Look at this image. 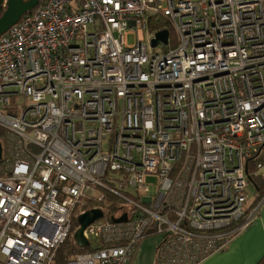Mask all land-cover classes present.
<instances>
[{"label": "built area", "instance_id": "1", "mask_svg": "<svg viewBox=\"0 0 264 264\" xmlns=\"http://www.w3.org/2000/svg\"><path fill=\"white\" fill-rule=\"evenodd\" d=\"M0 130V264H53L79 206L104 215L70 264L151 236L199 264L264 202V0H39L0 36Z\"/></svg>", "mask_w": 264, "mask_h": 264}, {"label": "crops", "instance_id": "2", "mask_svg": "<svg viewBox=\"0 0 264 264\" xmlns=\"http://www.w3.org/2000/svg\"><path fill=\"white\" fill-rule=\"evenodd\" d=\"M0 134H2L1 130ZM159 240L158 236L147 238L131 264H153ZM263 258L264 202L256 220L236 236L224 251L208 257L199 264H258Z\"/></svg>", "mask_w": 264, "mask_h": 264}, {"label": "water", "instance_id": "3", "mask_svg": "<svg viewBox=\"0 0 264 264\" xmlns=\"http://www.w3.org/2000/svg\"><path fill=\"white\" fill-rule=\"evenodd\" d=\"M39 4V0H7L6 10L0 17V36L6 33L13 25L17 24L21 18L31 13ZM170 33L168 30H162L156 34L152 40V46L156 47L159 43L167 45ZM2 144L0 142V161L2 158ZM101 209H91L78 217V229L75 231L73 238L76 245L80 248L89 247L90 242L85 238V229L95 221L103 217ZM127 216L124 215L119 219L113 218L116 223L126 222Z\"/></svg>", "mask_w": 264, "mask_h": 264}, {"label": "rangeland", "instance_id": "4", "mask_svg": "<svg viewBox=\"0 0 264 264\" xmlns=\"http://www.w3.org/2000/svg\"><path fill=\"white\" fill-rule=\"evenodd\" d=\"M146 39H148V34L146 35ZM127 41L129 45H133L136 41V37L132 34L128 35L127 37ZM173 38H171L170 42L172 43ZM167 49V48H166ZM163 46H158L157 48L151 50L150 52H162L166 50ZM154 180L149 179V182H153ZM250 195H255L256 191L255 188L252 186L250 187V189L248 190ZM256 201V197L253 196V203ZM81 207L79 206L76 211L73 214V221H72V226L73 229L72 231H74L76 229V227L78 226V217H79V213H80ZM89 252V249H82L80 247H78L75 244V241L72 237V235H70L69 239L60 247V249L58 250V253L56 254V257L53 261V264H70V262L75 259V257L79 254H83V253H87Z\"/></svg>", "mask_w": 264, "mask_h": 264}, {"label": "trees", "instance_id": "5", "mask_svg": "<svg viewBox=\"0 0 264 264\" xmlns=\"http://www.w3.org/2000/svg\"><path fill=\"white\" fill-rule=\"evenodd\" d=\"M6 1L7 0H0V17L6 10ZM253 183L258 194L256 197V201L253 204L256 205L264 199V178H256L255 180H253ZM258 264H264V258Z\"/></svg>", "mask_w": 264, "mask_h": 264}]
</instances>
